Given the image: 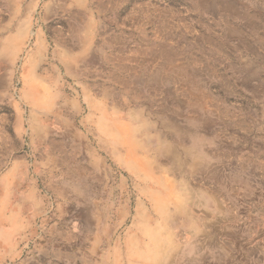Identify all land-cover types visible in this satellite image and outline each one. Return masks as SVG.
Masks as SVG:
<instances>
[{
    "label": "rangeland",
    "instance_id": "1",
    "mask_svg": "<svg viewBox=\"0 0 264 264\" xmlns=\"http://www.w3.org/2000/svg\"><path fill=\"white\" fill-rule=\"evenodd\" d=\"M0 264H264V0H0Z\"/></svg>",
    "mask_w": 264,
    "mask_h": 264
},
{
    "label": "bare ground",
    "instance_id": "2",
    "mask_svg": "<svg viewBox=\"0 0 264 264\" xmlns=\"http://www.w3.org/2000/svg\"><path fill=\"white\" fill-rule=\"evenodd\" d=\"M159 50H160V49H159ZM159 50H158V52H159ZM154 51H155V49H154ZM160 51H161V50H160ZM150 53H151V52H150ZM150 53H149V54H150ZM142 54H143V53H142ZM142 54H141V55H142ZM151 54L153 55V53H151ZM156 54H157V52H156ZM158 54H159V53H158ZM160 55H161V54H160ZM150 56H151V55H150ZM157 57H158V56H157ZM160 58H161V57H160ZM161 59H162V58H161Z\"/></svg>",
    "mask_w": 264,
    "mask_h": 264
}]
</instances>
